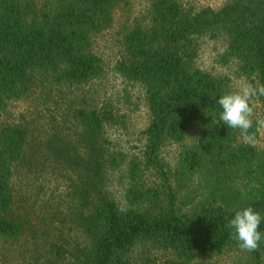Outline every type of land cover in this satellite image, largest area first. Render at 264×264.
I'll return each instance as SVG.
<instances>
[{
	"label": "trees",
	"instance_id": "obj_1",
	"mask_svg": "<svg viewBox=\"0 0 264 264\" xmlns=\"http://www.w3.org/2000/svg\"><path fill=\"white\" fill-rule=\"evenodd\" d=\"M126 1L43 0L36 9L30 2L0 0V111L26 94L37 76L69 85L99 78L101 62L88 52L90 35L105 29L112 10ZM145 16L123 35L124 55L113 67L144 94L150 120L139 156L126 161L110 148L103 128L112 116L94 110L76 113L78 140L59 152L80 182L73 211L88 241L86 252L66 264H132L135 247L170 254L157 264H199L200 254L239 248L225 228L236 210L251 206L264 216V153L244 143L238 129L218 122L224 82L191 65L198 38L222 37L216 62H233L239 76L264 84V0L199 10L184 9L177 0H151ZM257 98L264 106V96ZM192 122L195 143L167 169L160 149L182 142ZM250 131L256 137L255 123ZM27 136L23 125L0 123L1 241L15 242L24 233V222L13 215L10 178ZM121 165L124 209L104 189L108 172ZM194 183L191 194L180 195ZM50 248L60 259L63 250ZM248 253L259 264L264 242ZM140 264L149 263L144 258Z\"/></svg>",
	"mask_w": 264,
	"mask_h": 264
},
{
	"label": "rangeland",
	"instance_id": "obj_2",
	"mask_svg": "<svg viewBox=\"0 0 264 264\" xmlns=\"http://www.w3.org/2000/svg\"><path fill=\"white\" fill-rule=\"evenodd\" d=\"M22 4L33 3L39 9L43 0H18ZM233 0H177L184 9H218ZM151 0H127L111 12L110 24L90 35L88 52L96 56L102 66L99 78L78 85L51 84L37 76L26 94L7 102L0 111V123L23 125L28 133L23 159L12 167L10 188L12 211L24 222V233L15 242L0 240V264H59L68 263L86 252L87 239L81 234L74 214L73 192L79 188L74 168L59 153L78 140L80 128L75 118L78 111L109 112L112 119L104 124L103 136L110 148L125 155L126 161L139 156L144 140L141 132L150 117L144 94L139 85L129 83L118 76L113 67L124 55L123 35L145 20ZM225 47L224 38L203 36L196 41V52L191 65L224 82L225 94L237 90L250 78L239 76L233 62L219 65L217 54ZM254 123L264 119V106L254 100ZM256 137L252 144L264 153V127L255 123ZM195 122L189 124L185 138L180 143L165 144L159 151V159L172 170L180 150L193 145L197 139ZM125 161V163H126ZM123 166L108 172L104 189L125 208L122 200ZM196 182V180H194ZM187 187L180 195L191 194ZM72 212V213H71ZM62 251L61 260L55 259L50 246ZM168 252L135 247L130 255L132 264H140L146 258L149 264H157L170 258ZM199 264H255L248 251L228 249L217 255L200 254ZM259 264H264V253Z\"/></svg>",
	"mask_w": 264,
	"mask_h": 264
},
{
	"label": "clouds",
	"instance_id": "obj_3",
	"mask_svg": "<svg viewBox=\"0 0 264 264\" xmlns=\"http://www.w3.org/2000/svg\"><path fill=\"white\" fill-rule=\"evenodd\" d=\"M264 96V84L255 85L248 81L240 84L237 90L219 96L216 102L222 109L219 121L228 128L238 129L244 143L254 144L255 135L250 131L254 124V100ZM255 123L264 127V119L256 118ZM264 216L251 206L243 207L234 212L233 217L225 224L230 230V239L235 240L241 250L256 251L264 242V233L260 224Z\"/></svg>",
	"mask_w": 264,
	"mask_h": 264
}]
</instances>
